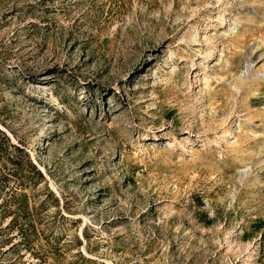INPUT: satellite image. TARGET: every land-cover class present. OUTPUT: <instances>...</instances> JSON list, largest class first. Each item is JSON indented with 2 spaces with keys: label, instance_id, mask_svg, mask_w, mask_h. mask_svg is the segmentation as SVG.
Instances as JSON below:
<instances>
[{
  "label": "rangeland",
  "instance_id": "rangeland-1",
  "mask_svg": "<svg viewBox=\"0 0 264 264\" xmlns=\"http://www.w3.org/2000/svg\"><path fill=\"white\" fill-rule=\"evenodd\" d=\"M0 264H264V0H0Z\"/></svg>",
  "mask_w": 264,
  "mask_h": 264
},
{
  "label": "bare ground",
  "instance_id": "bare-ground-1",
  "mask_svg": "<svg viewBox=\"0 0 264 264\" xmlns=\"http://www.w3.org/2000/svg\"><path fill=\"white\" fill-rule=\"evenodd\" d=\"M197 34H198V30H197V28H195L194 27V30H193V32H192V34H191V36H192V38L193 39H195L196 38V36H197ZM200 56H206V51L205 50H200ZM252 71V62H251V60H249V59H247V60H245V62L242 64V68H241V72H242V74L240 75L241 77V79H245L246 77L248 78L249 76H250V74L252 73L251 72ZM253 74V73H252ZM260 75H262L261 74V72H259V73H255L254 74V76H260ZM245 170V169H244ZM246 171V170H245Z\"/></svg>",
  "mask_w": 264,
  "mask_h": 264
}]
</instances>
